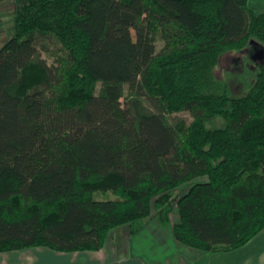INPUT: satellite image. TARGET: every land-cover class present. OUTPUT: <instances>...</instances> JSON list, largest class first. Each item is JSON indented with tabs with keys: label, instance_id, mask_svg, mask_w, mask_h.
<instances>
[{
	"label": "trees",
	"instance_id": "16d2710c",
	"mask_svg": "<svg viewBox=\"0 0 264 264\" xmlns=\"http://www.w3.org/2000/svg\"><path fill=\"white\" fill-rule=\"evenodd\" d=\"M248 3L16 0L0 48V253L95 252L152 221L217 253L264 229V64L241 97L214 75L264 43ZM176 112L193 120L172 125ZM215 117L224 128H207Z\"/></svg>",
	"mask_w": 264,
	"mask_h": 264
},
{
	"label": "rangeland",
	"instance_id": "374dc122",
	"mask_svg": "<svg viewBox=\"0 0 264 264\" xmlns=\"http://www.w3.org/2000/svg\"><path fill=\"white\" fill-rule=\"evenodd\" d=\"M248 4L255 13L264 12V0H249ZM15 11L16 0H0V48L15 34ZM133 37H135L134 33ZM161 47L162 42H158L157 49ZM50 50V53H41V56L49 65H52L57 55L56 47L50 45ZM258 64H264V43L251 38L244 49L233 51L222 57L214 69V75L217 81L224 82L228 86L233 97H241L252 88ZM127 91L125 88V95ZM122 101L125 102V97ZM167 117L172 125L189 124L193 120L189 112H176ZM225 125V121L219 117L206 122L209 129H222ZM93 198L98 201H107L116 199V196L111 192H97L94 193ZM177 220V214L174 212L171 215V223L174 224ZM166 232L172 233L170 229ZM214 256L203 259L198 264H264V229L243 247L232 251H219ZM29 257L28 259L33 263L39 261L32 256ZM15 258L3 256L0 260L7 261L2 264H18Z\"/></svg>",
	"mask_w": 264,
	"mask_h": 264
},
{
	"label": "crops",
	"instance_id": "0c3cea01",
	"mask_svg": "<svg viewBox=\"0 0 264 264\" xmlns=\"http://www.w3.org/2000/svg\"><path fill=\"white\" fill-rule=\"evenodd\" d=\"M167 230L152 221L132 238L124 230L114 233L99 251L60 253L38 247L0 253V259L16 257L18 264H198L215 257L216 253H201L182 246ZM29 256L39 261L33 263ZM3 262L7 261L0 260V264Z\"/></svg>",
	"mask_w": 264,
	"mask_h": 264
}]
</instances>
